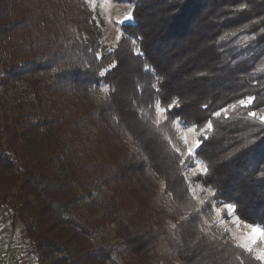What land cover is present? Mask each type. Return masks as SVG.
Instances as JSON below:
<instances>
[{
    "label": "trees",
    "instance_id": "obj_1",
    "mask_svg": "<svg viewBox=\"0 0 264 264\" xmlns=\"http://www.w3.org/2000/svg\"><path fill=\"white\" fill-rule=\"evenodd\" d=\"M133 13L109 51L85 0H0V206L41 263L217 264L200 258L226 249L236 264L255 262L208 233L203 209L177 191L186 180L168 134L177 117L199 129L211 119L196 152L209 172L195 179L264 226V125L248 116L264 107V0H137ZM131 36L141 53L125 45ZM11 86L22 92L7 110ZM249 95L252 105L238 104ZM174 102L154 123L157 103ZM61 155L63 177L51 170ZM160 178L174 200L159 194ZM79 200L94 218L73 212Z\"/></svg>",
    "mask_w": 264,
    "mask_h": 264
},
{
    "label": "rangeland",
    "instance_id": "obj_2",
    "mask_svg": "<svg viewBox=\"0 0 264 264\" xmlns=\"http://www.w3.org/2000/svg\"><path fill=\"white\" fill-rule=\"evenodd\" d=\"M90 8L94 12V18L102 29L101 42L105 48L109 51H114L122 42V39L125 38V30L123 24L125 22H134V19L131 21L124 20V16L130 10L134 11L137 0H85ZM134 14V13H133ZM134 17V15H133ZM125 40V39H124ZM135 41V43H133ZM125 45L130 46L135 53H141L140 45L136 37H132L129 40H125ZM137 49L139 51H137ZM110 66V65H109ZM105 70V69H104ZM100 91L103 95H107L110 91V85L108 83H102L100 86ZM104 88H107L108 91L105 93ZM20 86H11L8 93V106L7 110H14L16 101L21 94ZM251 96V95H249ZM248 97V96H246ZM244 97V98H246ZM145 97H141V105L145 101ZM243 98V99H244ZM139 107L141 113L144 112L143 107ZM161 107L164 105L159 104ZM5 109V108H4ZM261 109H264L262 107ZM260 110V109H259ZM256 110V111H259ZM254 111V110H253ZM167 114L160 113L157 114V108L154 112V120H159L160 123L166 120ZM159 123V124H160ZM195 126L196 130L194 132H189L187 129L193 128ZM202 129V128H201ZM206 133H202L196 124H188L182 121L179 118V121L176 119L172 123L171 134H168V137L172 141V146L174 149L178 148L180 152L185 153L184 157L180 158L184 160L183 166V175L186 180V186L181 185V189L177 191L188 190L189 195L191 196L193 202L199 209H203L204 215L202 219L205 223L204 229L213 235H221L227 241L232 242L237 245V237H244L248 232V225L259 226L264 228L262 225L249 223L243 220L237 213L236 210L234 214L231 215H222L218 214L217 209H222L226 204H232L228 202L211 200V196L215 190L211 186L204 185L195 179L197 175V169L195 167L196 161H202L206 164L201 158L196 155L197 149H195V154L192 157L187 156V148L190 144L194 142L195 139H200L201 136ZM184 137H187V143H184ZM32 143L30 147L32 150H36L38 146L37 142H41L46 139L45 134L42 130L36 131L30 137ZM69 145V142L67 143ZM85 154V150L80 152V155ZM52 173L56 176L63 177L69 172V167L66 163L64 156H56L51 163ZM158 191L159 194L163 195V198L166 201H172L175 198L174 193L168 189L166 182L163 179L158 180ZM187 188V189H186ZM211 190V191H210ZM212 201V203H211ZM203 202V203H202ZM210 206L208 207V203ZM208 207V208H207ZM73 212L81 217L83 220L92 219L95 215H91L87 209V205L84 200H79L73 206ZM222 221V222H221ZM238 221V222H235ZM174 224V221H171ZM24 225L19 219H16L10 210L4 206H0V264H51L50 260L45 262H40L37 258V255L31 250L28 236L23 233ZM105 233L112 235L113 230L111 226L107 225L103 228ZM234 234V235H233ZM258 247L264 248V242H261ZM240 250V247H238ZM205 250V248L203 249ZM205 251H202V253ZM232 252V251H231ZM228 249L224 252L211 250L205 255H202L200 258L201 261L207 263L208 260H216L217 264H236L233 260L235 253H231ZM232 254V255H231ZM255 258V262H250L249 264H264V261H260L256 258V254L252 253ZM212 260V261H213ZM257 262V263H256ZM213 263V262H212Z\"/></svg>",
    "mask_w": 264,
    "mask_h": 264
},
{
    "label": "snow or ice",
    "instance_id": "obj_3",
    "mask_svg": "<svg viewBox=\"0 0 264 264\" xmlns=\"http://www.w3.org/2000/svg\"><path fill=\"white\" fill-rule=\"evenodd\" d=\"M133 19H134L133 13L130 10L128 13L125 14L124 20L131 21ZM133 43H135V41H133ZM137 51H139V50L137 49ZM104 71L106 72L107 69H105ZM99 74L104 75V72H100ZM103 91L105 93H107L108 89L104 88ZM255 100H256V97L248 96L244 99L239 100L238 104L242 105V106H248V105H252ZM173 107H179V103L174 102L172 104H169L166 108L161 107L159 105V103H157V105H156L157 114L158 115L160 113L166 114ZM236 107H237L236 104L229 105V106L222 108L219 111L213 113V116L219 117V116H221V114H224L225 116H227L230 109H235ZM248 116L253 118L254 120H258L261 125H264V109H260L259 111H256V110L250 111V112H248ZM176 120L179 121V117H177ZM154 123L159 124L160 121L156 120V121H154ZM212 129H213V123H212V120L209 119L207 121V123L204 125V127L202 129H200V131L202 133H207V132L211 131ZM195 130H196L195 126L193 128L187 129V131H189V132H194ZM204 138L207 139V136L205 135ZM184 143H187V137H184ZM201 143H202V141L200 139H195L194 142L192 144H190L187 148V156L188 157L194 156V154H195L194 150L198 149L201 146ZM248 143L252 144L254 142L249 141ZM257 147H260V145H258ZM175 151L177 153H179L181 157H184L185 153L180 152V150L178 148H176ZM180 163L183 164L184 160L181 159ZM195 167L198 170L197 175H199L201 177L206 176L209 172L208 166L206 164H204L202 161L197 160ZM212 195H214V192L212 193ZM235 207H236L235 205L226 204L223 206L222 209H217V212H218V214H222V215H231V214H234ZM235 222H238V221H235ZM172 227L175 228V225H172ZM247 227L249 229V232L242 238L237 237V240H238L237 247L243 248L248 253H255L257 259H259L260 261H264V248L258 247V245L261 242H264V228L259 227V226H253V225H248Z\"/></svg>",
    "mask_w": 264,
    "mask_h": 264
}]
</instances>
